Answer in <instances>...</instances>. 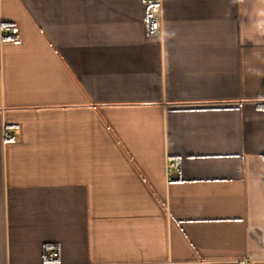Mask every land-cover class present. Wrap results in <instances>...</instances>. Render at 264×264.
Returning a JSON list of instances; mask_svg holds the SVG:
<instances>
[{"label": "crops", "instance_id": "obj_1", "mask_svg": "<svg viewBox=\"0 0 264 264\" xmlns=\"http://www.w3.org/2000/svg\"><path fill=\"white\" fill-rule=\"evenodd\" d=\"M148 2L0 0V264H264V0Z\"/></svg>", "mask_w": 264, "mask_h": 264}, {"label": "built area", "instance_id": "obj_2", "mask_svg": "<svg viewBox=\"0 0 264 264\" xmlns=\"http://www.w3.org/2000/svg\"><path fill=\"white\" fill-rule=\"evenodd\" d=\"M144 22L147 33L150 36H157L162 32L164 22L163 0H149ZM12 31V26L5 25L3 27V36H9ZM174 167H176V163L171 162L169 164V170H172ZM54 256H58V252H54Z\"/></svg>", "mask_w": 264, "mask_h": 264}, {"label": "clouds", "instance_id": "obj_3", "mask_svg": "<svg viewBox=\"0 0 264 264\" xmlns=\"http://www.w3.org/2000/svg\"><path fill=\"white\" fill-rule=\"evenodd\" d=\"M259 16L261 17H264V10H261L259 13H258ZM256 30H257V33L260 37H264V19L262 20H259L256 24ZM262 41L261 40H257L256 43L257 44H260ZM261 74H264V73H261Z\"/></svg>", "mask_w": 264, "mask_h": 264}]
</instances>
